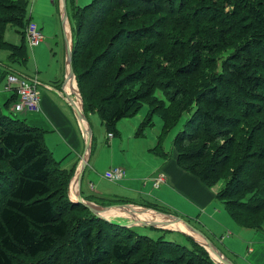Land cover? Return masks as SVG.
I'll use <instances>...</instances> for the list:
<instances>
[{
  "label": "trees",
  "instance_id": "1",
  "mask_svg": "<svg viewBox=\"0 0 264 264\" xmlns=\"http://www.w3.org/2000/svg\"><path fill=\"white\" fill-rule=\"evenodd\" d=\"M0 1L4 7L1 11L8 13L5 15L0 12V47L8 46L11 49L9 65L26 64L29 54L25 36L23 35L22 44L11 43L4 38V29L7 23L24 25L28 0ZM80 7L82 12L80 9L76 16L73 15L76 32L72 65L85 111H97L108 134L115 135L119 133V120L135 115L143 103H147L149 95V98H159L165 105L160 107L162 111L151 110L150 105L154 101L149 103L148 113L139 130L143 131L153 124L154 116L159 115L163 121L162 131L169 132L177 125L189 102L195 101L196 106L187 109L192 113L184 123V128H188L186 133L179 131L174 140L178 163L211 188L222 177V169L216 170L214 166L226 165L234 157L241 158L239 173L246 176L249 182H257L248 188L247 183L237 177L238 171L234 170L225 187L217 192V198L225 200L234 220L246 226L238 210L258 212L251 208L257 199L264 200V121L258 118L251 125L250 117L246 115L252 109L257 115L264 112V31H253L260 29V26L264 27V0H92ZM117 9H124L120 28L112 36V40L110 38L106 51L95 56L93 67L84 66V53H89L90 59L110 41L101 34V24L103 19L109 18ZM85 10L92 12L91 22L94 24L84 30ZM96 10L99 12L97 15ZM157 13L160 17L156 23L154 21L150 24L148 21L150 26L135 29L136 19ZM164 18L167 19L161 21ZM160 23H164L163 28L159 26ZM171 26L178 29V35L168 42L163 33ZM145 39H149L151 43L146 52L138 47ZM160 39L166 43V47L160 52L169 53V67H164L161 63V72H155L154 55L151 58L149 56L153 54L155 42ZM220 50H227L221 59L216 57ZM218 60L221 67L212 70L211 75L217 85L208 83L194 93L195 87L189 84L188 78L193 79L205 63L210 62L216 68ZM9 65L6 66L7 71L10 69ZM187 82L189 90L185 91L181 84L186 85ZM144 87L147 89H143ZM164 87L168 91L175 90L177 100L185 108L170 127L165 113L171 98L165 99L166 94L157 96L158 91L164 93ZM179 96L183 98L182 101ZM12 100L14 101V96ZM226 109L234 110L238 116L226 113ZM242 110L243 114L240 113ZM0 111V166L6 162L13 171L9 174L0 169V264H14L17 255L37 257L42 253H49L57 245L58 238L67 235L69 223L60 216L61 208L56 207L53 199L58 192L51 185L58 178H62L65 188V193L61 195L64 205L70 203L72 206L88 208L72 201L67 193L74 168H65L53 159L41 133L19 118L4 113L1 109ZM203 135L209 139L207 143L224 140L213 154L209 153L208 144L202 148L203 155L210 160L212 166L185 164L198 154L186 151L188 138L193 136L191 138L197 139ZM240 152L244 153L241 157ZM240 183H244V189ZM237 194L243 196L236 198ZM102 198L109 200L108 203L126 202L118 198ZM98 218L111 227L118 226L122 229L124 226L116 219L108 221L99 216ZM259 227L262 226L254 229ZM94 245L89 229L81 230L77 244L81 258L74 264H111L108 259L98 256L102 252L96 250ZM83 249H86L84 253ZM134 249L130 244L113 243L111 255L119 264H133Z\"/></svg>",
  "mask_w": 264,
  "mask_h": 264
},
{
  "label": "rangeland",
  "instance_id": "2",
  "mask_svg": "<svg viewBox=\"0 0 264 264\" xmlns=\"http://www.w3.org/2000/svg\"><path fill=\"white\" fill-rule=\"evenodd\" d=\"M91 1L92 0L67 1V9L73 33L76 32V22L73 15L81 9L80 6L87 5ZM1 8L4 9L0 1V12L8 15L7 12H4L5 10L1 11ZM123 10L124 9L114 10L109 18L102 20L101 34L104 38H108V40L111 38L112 40V36L120 28ZM60 11V5L52 0H28L24 25L20 26L14 23L6 24L4 38L11 43L22 44L23 37L25 36V40L27 39L26 27L28 23H33L41 28L46 39L43 42L44 47L37 48L26 41L29 58L24 65L20 63L9 65L8 60L11 49L8 46L0 47V69L5 71L3 76L0 74V94L4 93L5 81L10 73L19 75V72H24L33 75L39 72L40 78L53 82L56 79H60V81L65 79V34ZM90 12V10H85L84 30L90 27L91 24H94L91 22L92 12ZM95 13V15H97L99 13L98 10H96ZM115 17L120 19L115 20ZM159 17L160 15L158 13L154 14V16H150L149 14H147V16H141L135 21L134 26L137 27L135 29H140L139 27L144 28L145 25H149L147 24L148 21H150V24H153L154 21L156 23ZM166 19L167 18H164L161 21H165ZM167 23L170 22L168 21ZM159 26L163 28L164 23H160ZM253 31L255 33L264 31V27L260 26V29L256 28ZM163 34L165 35V40L169 42L170 39L178 35V29L176 30L171 26L164 30ZM111 40L97 50L95 55L90 59L88 58L89 53L88 55L84 53L83 56H85L84 60L86 61V65L84 64V66L92 68L95 56L101 51V53L106 51V47L110 44ZM155 44L152 50L153 54L149 56L151 53L148 52V56L151 58L154 55L155 59L153 65L156 66V68H154L153 71L158 72V70L160 71L161 69V63L164 67H166V65L169 67V63L167 62L169 53L161 54L160 52L162 48L166 47L164 40L160 39L155 42ZM150 45V40L145 39L142 44H138V47L146 52V49H148ZM36 49H39L38 59L35 57L34 53ZM226 51L227 50L218 51L216 57L221 59ZM156 52H158V54H155ZM179 56H181L180 53ZM5 64L11 67L9 71H7ZM220 67L221 63L219 60L216 68H214L210 62L203 64L193 79H191V77L188 78L189 84L195 87L193 92L196 93L197 90L200 91V89L208 83L217 85L215 79L211 75L213 74L212 70L215 71ZM253 71L255 70H252V72ZM73 79L77 84L79 95L82 96L77 78L73 76ZM188 82L186 85L181 84L182 89L185 91L187 89L189 90ZM143 89H147V87ZM170 90L171 91H168L167 88L164 87V93L162 91L157 92L158 97H162L166 94L165 99H167V97L171 98V101L168 102V106L166 107L167 113H165L168 127L175 123L179 113L185 109L177 100L176 91ZM142 92L143 91H141V93ZM147 97V103H143L142 108L135 115L123 117L119 120L117 123L119 134L113 137L109 136L106 126L97 111L86 112L92 126L94 142L91 149L92 155L90 154V163L82 177V195L96 207H111L114 205L125 206L130 204V207L127 208L128 212L126 215L118 213L119 210L114 214L116 216L118 215V217H116L117 220L129 223L131 226H123L125 228L122 227V229L118 226L111 227L106 221L100 220L95 213L92 211L90 212L88 209L77 205L72 206L70 203L64 205L62 202L64 198H62L61 195L65 193V188L62 184V178H58L57 182L51 185L52 189H56L58 192L53 199L55 200L56 207L59 208L60 206L61 208L60 216L69 223L67 235L63 238H58L57 245L49 253H42L37 257L17 255L14 258V264H74L78 262L81 256L78 253L77 244L80 241V231L83 229H89L91 242L95 244L94 247H96V250L102 252L98 256L103 259H108L111 264H119V261L111 255L113 243L130 244L135 247V253H133L132 256L133 264H200L201 262L204 264H222L223 262L218 258L221 255L218 252L216 255V251L210 245V239L216 244L219 248L218 250L224 257H227L234 264H243L242 259L245 258L252 241L247 240L241 233L243 231L245 233L253 232L250 230L247 232L242 229V225L234 220L226 207L225 200L215 198L212 203L208 205V209H205L193 203L186 194L176 191L169 181L160 188L154 185L153 178L159 171L153 172L157 168H160L164 161L167 160L166 158L168 157L165 152H168V156L175 153L177 154L174 148V140L179 131H185L186 133L188 128H184V123L192 113V111L187 109L194 108L196 102H189L187 109L181 114L179 122L176 126L172 127L169 132L162 131L163 121L159 115L154 116L153 124L148 125L143 131H140L141 122L144 121L149 110V103L154 101L153 104L150 105L151 110L157 109L162 111L160 107L165 105L159 98H149V95H147ZM178 98L180 101L183 100L181 96ZM12 101V99L7 100L9 107L5 109L4 113L20 118L21 113H15L12 109L11 111L9 110ZM0 109L2 110L1 106ZM241 112L243 114L244 111L242 110L240 113ZM226 113H231L233 117L238 116V113L234 110L226 109ZM246 115L250 117L249 121L251 125L254 124L258 118L264 121V112L261 115H257L255 110L252 109ZM191 137L193 136L188 138L185 149L188 153L198 154L195 159L188 160L190 162H185V164L190 166L195 163L196 165L193 166L211 167L212 163L203 155L202 148H204V145L208 144L209 153L213 154L217 152L218 145L224 143V140L221 139L207 143L209 139L206 135L198 137L197 139ZM57 154L59 153L57 152ZM243 154V152H240V157ZM211 156L212 155H209V157ZM240 159L234 157L232 160H229L226 165H213L216 170L222 169V177L215 182L212 190L218 192L225 187L227 180L231 177V174L234 173V170L235 172L238 171V167L241 165ZM115 168H120L127 172L125 173L126 176L120 181H112L104 175L105 172ZM0 169L9 174L13 173L6 162L0 166ZM239 172L240 171L237 173V177H240V181H245L248 188L257 182V180L249 182L247 177L242 176ZM71 183L70 181L67 193L68 195L73 194L75 196L77 189L75 188L73 191ZM240 186L244 189V183H240ZM254 189L255 188H252V190ZM91 195L94 196L90 197ZM95 195L118 199L129 198L133 201L130 203L128 201L108 203L109 200ZM242 196L243 195L240 194L235 195L236 198H241ZM141 199L155 201L158 204ZM263 203L264 200L260 198L257 199L254 203L255 205L252 206L251 209L258 212L251 213L238 210L246 226L253 229L257 226H262L257 228L262 232H264ZM142 208H145V210ZM139 209H142L146 213ZM131 211L138 212L139 214L142 213V215H133V213H130ZM164 214L185 220L195 227V229H199L198 231H200V233L181 221H178V223L161 221ZM149 215L151 218L148 217ZM133 217L135 219L149 221L138 222L135 221ZM153 220L156 224L149 223ZM201 234L204 235V237H209L207 243L204 241ZM86 246L87 243L84 248ZM85 251L86 249L82 250L83 253ZM188 256L189 258H187ZM191 259H194V262L190 263Z\"/></svg>",
  "mask_w": 264,
  "mask_h": 264
},
{
  "label": "crops",
  "instance_id": "3",
  "mask_svg": "<svg viewBox=\"0 0 264 264\" xmlns=\"http://www.w3.org/2000/svg\"><path fill=\"white\" fill-rule=\"evenodd\" d=\"M52 1L60 5L61 8L60 14L62 17L63 0H52ZM65 20L66 21L62 22V26L65 34L64 36L65 37L64 60L66 65L64 72L65 79L63 81H60V79H56L53 82L40 78L39 72H36L33 75L26 74L24 72H19V74L21 75L36 77L39 81V85H38L39 90L41 91V110L36 112L21 113L20 114L21 117L19 119L25 122L26 125H28L29 127H32L37 132L42 134L43 142L46 148L48 149V152L53 157V159H55V161L61 163V166L65 168L68 169L74 168V175L71 179L72 182L75 174L81 170L82 163L84 161L83 157L85 155L86 138H88L86 134L89 136L91 132V143H92L91 149L93 146L94 137L92 134V126L91 123L89 122L86 111H85V117L88 123L87 125V123L85 122L86 134L82 129L81 121L77 113L78 106H80L82 100L76 93L77 90L76 82L74 81L72 76H68L69 63L67 61V54H66L67 46L73 45V39L75 33H73L72 30L73 28L71 25L69 14ZM35 47L36 48L44 47V43H41L40 45ZM38 52L39 49H36L34 51L35 57L37 59H38ZM6 66L7 64H5V67ZM8 67L11 69L10 66ZM0 74H2L3 76L5 74V71H2V69H0ZM13 94L14 93L7 91L4 85V93L0 94V106L3 112H5V109L9 107L7 106V100L9 99L11 100ZM13 103L14 101L11 103V106L9 108L10 111L11 109H13ZM57 152L59 154H57ZM90 154L92 155V153ZM91 155L89 156L90 158L88 160L87 166L85 167L84 173L90 163ZM166 155L168 157L166 158L167 160L164 161L162 166L160 168H157L153 173H155L156 171H163L167 177V182L169 181L173 185L176 191L186 194L189 197V199L196 205L208 209L209 207L208 205H210L212 201L215 198H217V192L212 190V187L211 188L208 187L199 177L191 174L186 169L181 167L178 163L176 153L170 156H168L169 155L168 153ZM124 176H126V174ZM97 197L100 196L98 195ZM101 197H105V196H101ZM123 200L128 201L129 203L133 201L132 199L129 198L128 199L125 198ZM141 200L157 203L155 201H150L145 199H141ZM241 227L247 232H249V230L253 232V233H245L243 231L241 233L247 240L252 241V244L249 246L245 258L242 259L243 264H264V232H262L261 230H255L247 226H241Z\"/></svg>",
  "mask_w": 264,
  "mask_h": 264
},
{
  "label": "built area",
  "instance_id": "4",
  "mask_svg": "<svg viewBox=\"0 0 264 264\" xmlns=\"http://www.w3.org/2000/svg\"><path fill=\"white\" fill-rule=\"evenodd\" d=\"M26 38L33 47L38 46L45 41L43 32L33 23L27 24ZM38 85L39 81L36 77L14 73L7 76L5 89L14 93L12 110L15 113L36 112L41 110V91L39 90ZM76 93L78 95L77 90ZM80 106H78L77 112L79 111ZM109 136L112 137L114 134L110 133ZM104 175L112 181H119L123 179L125 171L120 168H115L105 172ZM153 181L155 187L160 188L167 182V177L163 171H159V173L153 178Z\"/></svg>",
  "mask_w": 264,
  "mask_h": 264
},
{
  "label": "water",
  "instance_id": "5",
  "mask_svg": "<svg viewBox=\"0 0 264 264\" xmlns=\"http://www.w3.org/2000/svg\"><path fill=\"white\" fill-rule=\"evenodd\" d=\"M63 17L64 19H66L68 17V9H67V0H63ZM67 61H68V65H69V74L68 76H74V69H73V65H72V46L70 47L69 45L67 46ZM66 81V80H65ZM79 95V93H78ZM80 99L82 100L81 101V106L79 108V111H78V116H79V119L81 121V125H82V129L84 131V133L86 134V129H85V122L87 123V120H86V117H85V110H84V102H83V98L81 95H79ZM88 125V123H87ZM87 136V134H86ZM88 138H86V147H85V155H84V161L82 163V167H81V170L78 171L73 180L72 181H76V189H77V192L75 194V196H73V194H70V198L74 201V202H77V203H81L82 205H84L85 207H87L90 211H92L93 213H95L97 216L103 218V219H106V220H110V215L111 214H108L109 212V208H112V207H127V205H130V204H127L125 206H122V205H114V206H111V207H101L103 209H98L93 203L89 202L88 200H86L83 195H82V192H81V183H82V177H83V173H84V170H85V167L87 166V163H88V160H89V156H90V153H91V132L89 134V136H87ZM168 215V214H167ZM115 216V215H114ZM170 216V215H169ZM172 217L171 220L173 222H178L177 219H175L176 217L174 216H170ZM133 219H135L133 217ZM181 221H183V223H185L186 225H189L192 227L193 230L197 231L198 233H200V231H198L199 229H195V227H193L190 223L186 222L185 220L183 219H180ZM135 221H138V222H143V221H149V220H139V219H135ZM121 223V225H124L126 227H130L131 224L129 223H125L123 221H119ZM150 224H156L155 221L153 220L152 222H149ZM182 230V229H180ZM202 235V234H201ZM203 238H204V241L207 243L209 241V237H204V235H202ZM210 245L213 247V249L217 252H219L221 254L220 257H218L221 262H223L222 264H234L231 260H229L227 257H224L223 254L218 250L219 248L216 246V244L210 239Z\"/></svg>",
  "mask_w": 264,
  "mask_h": 264
},
{
  "label": "bare ground",
  "instance_id": "6",
  "mask_svg": "<svg viewBox=\"0 0 264 264\" xmlns=\"http://www.w3.org/2000/svg\"><path fill=\"white\" fill-rule=\"evenodd\" d=\"M73 78V77H72ZM79 101V100H78ZM88 136V135H87ZM75 185H76V181H72V183H71V186H72V189H73V191L75 190ZM128 207H130V205H127V207H112V208H109L108 210H109V212H108V214H111L110 215V219H116V217H118V215L116 216L114 213H116L118 210V213H123V214H127V212H128ZM98 209H103V208H101V207H97ZM138 208H140V207H138ZM142 209H144L145 210V208H142ZM142 209H139V210H141L142 212H144V213H146L145 211H143ZM148 212H151V211H148ZM147 212V213H148ZM130 213H133V215L135 214V215H138V216H141L142 215V213L141 214H139L138 212H130ZM115 215V216H114ZM163 215V214H162ZM151 216H152V214H151ZM160 216V215H159ZM148 217H150V215L148 216ZM163 217V216H162ZM151 218V217H150ZM161 218V217H160ZM171 218L172 217H170L169 215H167V214H164V217L161 219V221H165V222H171L172 220H171ZM119 219V218H118ZM175 219H177L178 221H181L180 219H178V218H175ZM117 220V219H116ZM140 220V219H139ZM173 222V221H172ZM181 222H183V221H181ZM162 223V222H161ZM175 223H178V222H175ZM185 224V223H184ZM176 226V225H175ZM177 227V226H176ZM197 235V234H196ZM198 236V235H197ZM199 237V236H198ZM200 239H202V238H200ZM203 240V239H202ZM216 253V252H215ZM219 253V252H218ZM220 254V253H219ZM216 255H217V253H216ZM221 255V254H220Z\"/></svg>",
  "mask_w": 264,
  "mask_h": 264
}]
</instances>
